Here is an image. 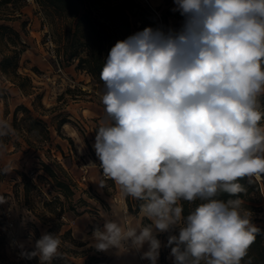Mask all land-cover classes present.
<instances>
[{
    "label": "clouds",
    "instance_id": "clouds-1",
    "mask_svg": "<svg viewBox=\"0 0 264 264\" xmlns=\"http://www.w3.org/2000/svg\"><path fill=\"white\" fill-rule=\"evenodd\" d=\"M173 4L183 18L178 30L145 27L118 40L102 66L98 190L110 179L142 203L135 222L125 215L94 227L89 247L139 253L147 245L141 259L158 264L157 237L167 233L174 264H241L264 234L238 195L242 179L264 175V0ZM15 134L0 118V156ZM12 171L11 162L0 168ZM221 192L235 198L219 199ZM182 201L199 203L185 215ZM17 246L39 264L61 255L54 233H43L32 251Z\"/></svg>",
    "mask_w": 264,
    "mask_h": 264
},
{
    "label": "rangeland",
    "instance_id": "rangeland-1",
    "mask_svg": "<svg viewBox=\"0 0 264 264\" xmlns=\"http://www.w3.org/2000/svg\"><path fill=\"white\" fill-rule=\"evenodd\" d=\"M149 2L151 5L145 3L158 19L154 25L147 18L146 27L163 26L159 14L167 8L171 10L173 0ZM8 5L15 9V18L9 23L19 30L25 44L18 71L29 75L33 87L28 94L15 84L19 91L10 90L12 82L0 76V118L10 123L14 108L24 104L32 115L45 121L48 133L29 130L31 125L27 119L20 124L22 133L3 140L7 151L0 156V168L11 162L13 171L0 174V195L6 199V203L0 204V264H39L38 257L25 259L18 256L20 248L17 244L22 243L25 249L32 251L36 240L45 232L57 234L61 239V255L55 257L52 264H72L62 256L75 264H133L132 260L150 264L148 260L141 259L147 245L138 253L116 249L101 252L86 244L90 242L93 228L102 227L106 220H121L127 215L135 222L140 215L139 211L134 214L128 210L126 198L114 181L106 180V187L98 190L97 185L105 178L93 144L96 130L105 115L100 100L103 82L78 66L76 57L67 60L61 54L65 43L68 45L67 33L63 28L64 19L56 12H46L35 0H12ZM182 23V17L169 13L164 27L178 30ZM134 33L132 29L131 34ZM23 114L18 110V118ZM62 118L66 121L60 124ZM15 137L20 142L19 146L13 144ZM53 159L62 166L61 176L74 182L72 192L67 191L66 195L54 188L50 178L40 168V160L55 167ZM90 162L96 165L87 166ZM20 171L31 178L35 187L29 186L28 191L25 190ZM258 182L259 197L254 194L251 201L257 206L252 211L255 217L253 223L264 225V183L262 178ZM55 196L59 202L46 203ZM4 210L9 211L8 217L2 213ZM157 238L162 242L158 264H169L171 249L167 252L163 246L166 237L162 233ZM96 253L98 261L91 257ZM161 253L167 262L163 261ZM123 258L131 261L125 262Z\"/></svg>",
    "mask_w": 264,
    "mask_h": 264
},
{
    "label": "trees",
    "instance_id": "trees-1",
    "mask_svg": "<svg viewBox=\"0 0 264 264\" xmlns=\"http://www.w3.org/2000/svg\"><path fill=\"white\" fill-rule=\"evenodd\" d=\"M46 12L54 11L62 19H64L63 28L67 33V43L63 46L62 55L65 59L70 60L76 57L77 65L87 69L92 75L100 81V72L105 62L108 52L118 40H123L132 35L131 30L135 32L143 30L147 25V18H150L155 25L157 15L155 12L142 0H35ZM12 0H0V76L9 79L13 84L17 85L24 93L32 92L33 84L28 74L18 71L19 60L24 48V42L21 40L20 32L11 23L14 16V6H9ZM174 17H181L179 13H173L170 9H165L159 14V18L163 21V26L167 25L168 14ZM25 22H22L24 25ZM157 26H154L156 28ZM60 54V52H58ZM3 89V88H1ZM6 92V89H3ZM2 96V94H0ZM261 104L264 105V96L260 97ZM18 110L24 114L18 118ZM29 119L31 131L48 133L45 121L31 114L30 109L24 104H18L13 111V117L10 122L17 134L22 133L20 124ZM65 118H62L59 123H63ZM264 119L260 124L263 125ZM20 127V128H19ZM57 130L59 127L57 126ZM13 144L19 146L20 142L15 137ZM60 147L59 145H57ZM61 152L62 149H60ZM55 167L45 160H40V168L50 178L52 185L58 192L66 195L67 191L72 192L71 186L74 184L71 178H63L61 176L62 166L53 159ZM23 178V185L28 191L29 186L35 187L31 178L23 171L19 172ZM264 183V175L261 176ZM240 183L244 186L245 191L238 194L243 201V207L249 211L256 209L253 203V195L259 197L260 182L253 178L251 183L248 179H242ZM47 200L46 203H57L58 198ZM219 199L227 200L231 197L228 193H219ZM127 208L130 212L136 214L140 209L142 201L132 200L131 197L126 198ZM184 214L195 208L197 201L194 204L183 202ZM253 221L255 217H252ZM149 223L146 219L142 221ZM262 230L264 225L257 223ZM49 231V230H48ZM166 237L167 233H163ZM165 250L168 252L169 247ZM162 256V253H161ZM98 261V254L91 255ZM163 261L165 256L163 254ZM67 262L75 264L70 259L62 256ZM251 259V264H264V234L258 235L255 242L250 246L248 255L242 259L241 264ZM12 264H19L17 262ZM174 264V258L169 262Z\"/></svg>",
    "mask_w": 264,
    "mask_h": 264
},
{
    "label": "crops",
    "instance_id": "crops-1",
    "mask_svg": "<svg viewBox=\"0 0 264 264\" xmlns=\"http://www.w3.org/2000/svg\"><path fill=\"white\" fill-rule=\"evenodd\" d=\"M9 85H11V86H9V89L10 90H15V91H19L18 90V88L13 84V83H11V84H9ZM61 143V142H60ZM89 242H86V244H88ZM116 259H118V258H116ZM114 261H117V260H114ZM123 261H127V260H125V258H123ZM131 260H128L127 262H130ZM131 263H133V264H140V261L139 260H132L131 261Z\"/></svg>",
    "mask_w": 264,
    "mask_h": 264
},
{
    "label": "built area",
    "instance_id": "built-area-1",
    "mask_svg": "<svg viewBox=\"0 0 264 264\" xmlns=\"http://www.w3.org/2000/svg\"><path fill=\"white\" fill-rule=\"evenodd\" d=\"M145 2L148 4V5H151L150 4V2H149V0H145ZM50 36V35H49ZM82 177H84V176H82ZM0 211H2L1 209H0ZM2 213H4V215H6V217H8V215H9V211L8 210H4ZM13 240H14V242L16 243V238L15 237H13ZM18 253V256H20V252H17Z\"/></svg>",
    "mask_w": 264,
    "mask_h": 264
},
{
    "label": "bare ground",
    "instance_id": "bare-ground-1",
    "mask_svg": "<svg viewBox=\"0 0 264 264\" xmlns=\"http://www.w3.org/2000/svg\"><path fill=\"white\" fill-rule=\"evenodd\" d=\"M258 180H260L261 179V177H259V178H257Z\"/></svg>",
    "mask_w": 264,
    "mask_h": 264
}]
</instances>
